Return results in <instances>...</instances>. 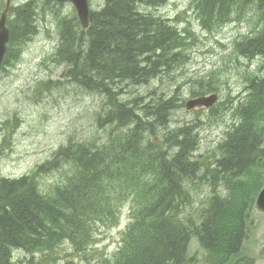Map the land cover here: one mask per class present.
I'll use <instances>...</instances> for the list:
<instances>
[{"label": "trees", "instance_id": "obj_1", "mask_svg": "<svg viewBox=\"0 0 264 264\" xmlns=\"http://www.w3.org/2000/svg\"><path fill=\"white\" fill-rule=\"evenodd\" d=\"M104 3L98 11H90L89 27L84 31L75 14L60 19L56 55L69 59L66 62L70 69L65 75L72 82L109 99L108 111L100 121L111 126V136L100 144L70 140L30 174L13 180L0 177V264H11L14 250L29 255L49 254L65 243L75 253H83L94 244L99 227L118 222L119 209L126 202L130 203L129 222L109 264H193L187 250L192 238L207 250L215 244L213 249L225 257L221 264H232L247 233L244 210L254 204L264 181L263 176L253 179L251 170L264 156V132L257 123L263 107L246 100L227 139L219 144L221 157L216 159L213 174L243 179L234 186L226 185L224 195L214 190L194 217L184 215L183 209L191 202L188 185L199 181L197 173L202 170L193 159L197 148L194 128L179 127L163 137L167 145L171 142L179 147L173 154L156 143H145L143 136L146 131L155 132V126H148L144 120L153 119L156 126L165 127L182 103L170 100L154 106L145 104L141 110L146 118L142 119L127 107L130 104L116 100L112 88L148 84L164 72L178 70L188 62L193 37L189 29L179 30L170 21L139 10L142 6L161 7L166 0ZM247 6L255 11L259 24L253 36L235 44V52L248 59L264 58V0H193L205 30L228 23L235 9ZM36 16L31 1L11 9V51L35 32ZM75 30L78 32L74 36ZM167 44H179L170 48L175 49L172 55L165 49ZM205 85L192 96L214 91ZM257 88L263 91L259 95L264 93V83ZM58 166L67 167L72 174L49 190H42L38 178ZM244 177H249L253 189L232 207L230 198L235 189L244 190ZM65 264L76 263L68 260Z\"/></svg>", "mask_w": 264, "mask_h": 264}, {"label": "rangeland", "instance_id": "obj_2", "mask_svg": "<svg viewBox=\"0 0 264 264\" xmlns=\"http://www.w3.org/2000/svg\"><path fill=\"white\" fill-rule=\"evenodd\" d=\"M27 1L11 0V5L17 6ZM4 2L0 0V15ZM192 2L167 0L161 7L139 8L145 13L169 19L179 29H189L193 37L188 50L189 61L173 73L164 72L160 78L149 79L148 84H119L112 90L114 96L119 94L117 97L121 101L118 102L130 104L127 107L142 119L146 118L141 110L145 104L154 106L161 101L174 102V97L169 99L173 95L178 98L179 104H183L169 116L170 124L167 122V127L155 126V134L147 133L144 141L156 143L173 154L179 147L171 142L167 145L162 141L163 137L179 127L194 128L197 148L193 159L202 170L197 173L199 181L188 185L191 202L183 209L184 215L194 217L205 207L214 190L224 195L228 191L226 185L234 186L239 179H243L213 174L215 169L210 171L208 166L216 164V159L221 157L219 144L227 139L226 134L246 100L259 102L263 107L259 110L261 116L257 123L264 132V93L259 95L263 91L257 88L258 84L264 83V58L257 56L248 59L235 52L234 45L243 37L253 36L259 24L250 6L243 10L235 9L228 23L205 30L197 19ZM33 3L37 10L35 32L22 39V44L14 47L15 51L10 50L8 43L9 53L0 68V177L7 179L30 174L70 140H89L100 144L111 136V126L100 121V117L108 111L106 101L109 99L105 94L89 92L72 82L65 76L66 69H70L66 62L69 59L56 55L60 44L59 21L76 14L74 7L70 3L44 4L42 0H34ZM104 4V0H89V8L93 11L101 9ZM77 32L74 31V36ZM176 45L179 44H167L165 49L171 52L170 48ZM75 54L77 56L79 52ZM203 84H209L214 90L204 96L217 94L218 101L209 109L188 111L184 106L185 101L194 98L192 93L200 92ZM129 100L136 102H126ZM149 122H153V119H149ZM61 163L66 164L64 161ZM257 164L251 169L253 179L264 175V156ZM71 174L72 170L59 166L57 170L41 175L38 183L42 190H49ZM244 180V190L235 189L230 198L232 207L239 205L253 189L248 182L249 177H244ZM214 184L216 187H213ZM248 207V211L244 210L247 233L234 264H238L237 259L244 261L240 264H264V212L256 210L254 204H248ZM129 212L130 203L126 202L119 209L118 222L113 226L99 227L94 244L83 253H75L69 243L62 244L49 254L29 255L22 250H14L11 264H65L68 260L76 264H109L121 245ZM214 246L207 250L192 238L187 249L189 257L193 258L192 263L221 264L225 257L219 255Z\"/></svg>", "mask_w": 264, "mask_h": 264}, {"label": "water", "instance_id": "obj_3", "mask_svg": "<svg viewBox=\"0 0 264 264\" xmlns=\"http://www.w3.org/2000/svg\"><path fill=\"white\" fill-rule=\"evenodd\" d=\"M57 2H70L73 4L77 18L82 26V29H86L89 25V9H88V0H53ZM8 5V3H7ZM6 14L7 8L3 12L1 19H0V64L2 63L4 54L6 52V44L9 41V31L6 27ZM217 101V95L213 94L210 96L198 97L195 99H191L185 103V108L187 110H192L195 108H210L212 107L215 102ZM256 207L260 211H264V188L260 192L257 201Z\"/></svg>", "mask_w": 264, "mask_h": 264}, {"label": "bare ground", "instance_id": "obj_4", "mask_svg": "<svg viewBox=\"0 0 264 264\" xmlns=\"http://www.w3.org/2000/svg\"><path fill=\"white\" fill-rule=\"evenodd\" d=\"M245 3V2H244ZM196 10V9H195ZM141 14H143V13H141ZM159 18V17H158ZM200 20V19H199ZM173 29V28H172ZM58 30V29H57ZM179 33V32H178ZM189 33H191V32H189ZM189 34H187V36H188ZM9 36H10V31H9ZM191 36H192V34H191ZM191 38V37H190ZM192 40V39H191ZM26 42V41H25ZM172 51V50H171ZM174 51H175V49H174ZM163 68V67H162ZM66 76V75H65ZM90 92V91H89ZM93 92V91H92ZM117 96H119V94L117 95ZM117 96H115V98H116V100L117 101H121V99H118V97ZM174 96V95H173ZM176 97V96H175ZM173 98V100H174V102H176V103H178V98ZM193 97V96H192ZM191 99H194V98H191ZM191 99H188L187 101H185V102H188L189 100H191ZM108 102V101H107ZM126 102H136V100H129V101H126ZM181 105V104H180ZM179 105V106H180ZM178 106V105H177ZM170 109V108H169ZM134 112H136V111H134ZM168 115V114H167ZM168 120V119H167ZM169 121V120H168ZM144 122H146V124L148 125V126H150V127H154V126H156V123H155V121H153V122H149V120H147V121H145L144 120ZM170 122V121H169ZM168 122V123H169ZM165 123V122H164ZM107 124H108V122H107ZM170 124V123H169ZM168 125V124H167ZM110 126V125H109ZM147 126V127H148ZM161 127V126H160ZM165 127H167V126H165ZM141 129V128H140ZM148 129V128H147ZM146 129V130H147ZM183 129V128H182ZM149 130V129H148ZM125 131V129L123 130V132ZM127 133V132H126ZM147 133H149V134H155V132L154 133H151V132H148V131H146L144 134H143V136L145 137V136H147L148 134ZM147 134V135H146ZM157 135V134H156ZM148 137V136H147ZM152 137V136H151ZM150 137V138H151ZM149 138V139H150ZM157 138V137H156ZM89 141V140H88ZM147 141V140H146ZM148 142H150L151 143V141H148ZM90 143V142H89ZM146 143V142H145ZM92 144H94V143H92ZM151 146V145H150ZM58 149H64V145H62V146H60ZM155 150H157V149H155ZM162 150H164V148H162ZM160 151V150H159ZM158 152V151H157ZM194 153V152H193ZM59 167V166H58ZM216 168V164H211V166H208V169L210 170V171H213L214 169ZM5 179H7V178H5ZM10 180H13V179H10ZM33 180V179H32ZM213 195V193L211 194V196ZM210 196V197H211ZM47 254V253H46Z\"/></svg>", "mask_w": 264, "mask_h": 264}]
</instances>
